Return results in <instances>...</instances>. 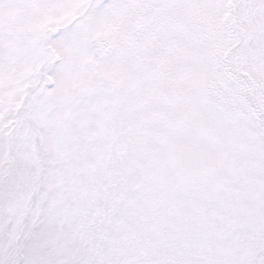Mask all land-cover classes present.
<instances>
[{
  "label": "snow or ice",
  "instance_id": "1",
  "mask_svg": "<svg viewBox=\"0 0 264 264\" xmlns=\"http://www.w3.org/2000/svg\"><path fill=\"white\" fill-rule=\"evenodd\" d=\"M0 264H264V0H0Z\"/></svg>",
  "mask_w": 264,
  "mask_h": 264
}]
</instances>
